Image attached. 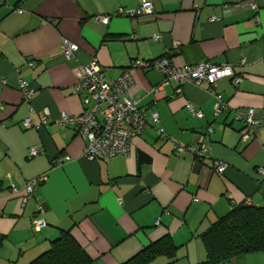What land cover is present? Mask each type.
Wrapping results in <instances>:
<instances>
[{"label": "crops", "instance_id": "obj_1", "mask_svg": "<svg viewBox=\"0 0 264 264\" xmlns=\"http://www.w3.org/2000/svg\"><path fill=\"white\" fill-rule=\"evenodd\" d=\"M151 1L152 13L132 18L116 15V9L135 8L140 0H0V264L29 263L61 230L96 264H121L163 236L171 238L175 256L160 255L149 264H198L206 257L202 234L213 222L237 205L264 209V176L258 173L264 167V122L241 142L242 124L233 118V111L253 108L264 119V0H256V10L235 12L222 11L227 0ZM104 14L111 15L106 24L96 20ZM212 15L218 20L211 21ZM62 38L79 46L71 59L61 52ZM164 55L178 66L202 60L234 65L243 76L237 86L230 78L215 83L227 109L214 115L206 83H186L178 94L169 82L154 96L150 90L162 73L133 63ZM92 58L107 78L130 68L133 97L147 114H158V122L132 139L127 156L88 160L77 127L56 122L61 113L83 112L74 69ZM19 79L34 89L30 101ZM187 103L202 117L192 115ZM42 108L50 113L45 123L37 112ZM27 116L33 127L22 125ZM208 126L209 151L199 160L175 153L172 141L157 131L162 127L180 143L194 144ZM31 147L39 152L29 156ZM139 152L149 156L140 165ZM64 155L70 159L57 162ZM217 162L226 165L223 173L215 171ZM41 174L45 180L22 202L25 183ZM39 202L46 226L34 230L31 217Z\"/></svg>", "mask_w": 264, "mask_h": 264}, {"label": "built area", "instance_id": "obj_2", "mask_svg": "<svg viewBox=\"0 0 264 264\" xmlns=\"http://www.w3.org/2000/svg\"><path fill=\"white\" fill-rule=\"evenodd\" d=\"M223 12H235L240 9L250 8L256 10L258 7L256 0H227L222 5ZM18 9V12H21ZM154 11L151 0H140L135 8L118 7L115 14L126 17H139L150 14ZM111 15H98L97 21L108 23ZM211 21L218 20L215 15L210 16ZM155 39L157 35L153 36ZM177 46V42L173 43ZM61 52L65 59L74 57L79 49L77 43L69 39L62 38L60 43ZM244 59L240 60V65ZM32 66L33 61H28ZM136 67L154 68L162 73L161 82L151 88L154 96L162 95V87L169 82L176 84V93H181L182 86L186 83H206L208 93L215 99L214 115H219L227 109V103L222 99L217 91L215 83L222 78H230L233 85H238L242 79V74L238 73L235 66L229 63L216 64L208 60H202L198 63L175 65L167 56H161L150 61H135ZM76 82L74 90L82 95L81 102L84 110L80 114L68 115L61 113L56 119L57 123L63 125L74 124L78 131L84 136L85 144L83 147V156L88 160L102 159L109 160L116 155L127 156L130 153L132 139L140 134L148 125V121L158 122V114L155 110L149 111V114L138 105V101L133 97L132 89L134 87V78L130 68L125 69L116 78H107L105 71L96 58L90 59L87 63L74 69ZM18 87L23 94L25 101H30L33 97L34 89L29 86L26 80L19 79ZM1 108V104H0ZM186 108L197 117H202V111L192 103H187ZM34 111V109H31ZM41 122L50 119V113L47 108L37 111ZM233 118L241 122L238 130L239 140L248 141L254 136L256 130L262 125L264 119L257 115L253 108L245 111H233ZM22 125L26 128L33 127L29 116L25 117ZM212 130L208 126L202 133L197 134V142L194 144H182L175 136H169L161 127H158L159 136L163 139L168 138L173 143L176 153H191L196 158H202L209 151L205 144V135ZM39 152L37 147H31L28 155L33 156ZM68 155L59 157L57 162L62 163L69 160ZM226 165L221 162L215 163V171L223 173ZM258 173L264 176V167L258 168ZM45 174L38 175L29 179L24 187V193L21 196L22 202H26L34 196L38 184L44 181ZM12 191L17 192V188L12 186ZM121 201V199H118ZM194 200H197L195 198ZM37 214L31 217V225L34 230H40L46 226V220L43 217L44 208L41 202L37 204ZM157 222V221H156Z\"/></svg>", "mask_w": 264, "mask_h": 264}, {"label": "trees", "instance_id": "obj_3", "mask_svg": "<svg viewBox=\"0 0 264 264\" xmlns=\"http://www.w3.org/2000/svg\"><path fill=\"white\" fill-rule=\"evenodd\" d=\"M149 122L151 121H148V124ZM159 138L161 137L159 136ZM148 160L149 156L146 153L139 152L138 165ZM202 241L206 257L198 264H232L231 261L241 255L264 251V209L246 204L233 207L228 213L211 224L202 234ZM175 253L176 247L171 238L163 236L121 264H149L160 255L171 258L175 256ZM27 264L96 263L74 240L68 230H61L49 248Z\"/></svg>", "mask_w": 264, "mask_h": 264}, {"label": "rangeland", "instance_id": "obj_4", "mask_svg": "<svg viewBox=\"0 0 264 264\" xmlns=\"http://www.w3.org/2000/svg\"><path fill=\"white\" fill-rule=\"evenodd\" d=\"M236 259H241V260H237V261H241L240 263L237 264H264V251L253 252L250 254L248 253L246 260H243L242 255L240 257H237Z\"/></svg>", "mask_w": 264, "mask_h": 264}]
</instances>
